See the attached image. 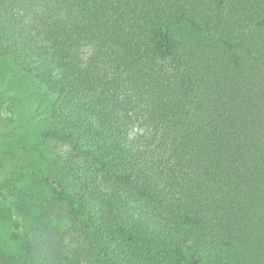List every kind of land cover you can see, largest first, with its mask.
Here are the masks:
<instances>
[{
    "label": "trees",
    "instance_id": "16d2710c",
    "mask_svg": "<svg viewBox=\"0 0 264 264\" xmlns=\"http://www.w3.org/2000/svg\"><path fill=\"white\" fill-rule=\"evenodd\" d=\"M0 79V264H264V0H0Z\"/></svg>",
    "mask_w": 264,
    "mask_h": 264
},
{
    "label": "rangeland",
    "instance_id": "374dc122",
    "mask_svg": "<svg viewBox=\"0 0 264 264\" xmlns=\"http://www.w3.org/2000/svg\"><path fill=\"white\" fill-rule=\"evenodd\" d=\"M1 84H4V93L7 94V100L5 101L4 95H0V181H3L9 169L7 165L12 164V157L15 155L22 156L23 163H27L31 160L30 156L24 152V145H27L32 141L33 135L36 133L38 124L32 120H22L16 123H11L7 116L12 115L11 112L6 111V106L15 101L17 105V111L14 114L15 118H23L22 110L25 102L29 100L30 93L28 92L29 86L26 82H23L24 90L19 93L17 86L9 85L7 79H0ZM14 95V97H13ZM34 95L40 96V93ZM21 99V100H20ZM33 161V160H32ZM21 192H24L22 188ZM0 202V209L2 207ZM59 227L62 231L68 230L69 225L60 223ZM73 234V232H71ZM71 235V234H70ZM74 235V234H73ZM70 237V236H69ZM73 238H70L72 240Z\"/></svg>",
    "mask_w": 264,
    "mask_h": 264
}]
</instances>
